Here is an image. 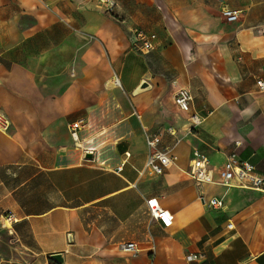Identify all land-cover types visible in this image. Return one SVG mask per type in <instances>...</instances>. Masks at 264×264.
<instances>
[{
  "label": "crops",
  "instance_id": "obj_1",
  "mask_svg": "<svg viewBox=\"0 0 264 264\" xmlns=\"http://www.w3.org/2000/svg\"><path fill=\"white\" fill-rule=\"evenodd\" d=\"M135 27L156 35L148 53L130 45ZM257 81L264 0H0V264H264V192L216 183L233 152L264 175ZM178 87L205 116L194 129ZM144 129L177 157L161 175L140 174ZM194 149L213 183L189 177Z\"/></svg>",
  "mask_w": 264,
  "mask_h": 264
},
{
  "label": "built area",
  "instance_id": "obj_2",
  "mask_svg": "<svg viewBox=\"0 0 264 264\" xmlns=\"http://www.w3.org/2000/svg\"><path fill=\"white\" fill-rule=\"evenodd\" d=\"M108 2V1H107ZM113 5L109 3L111 8ZM221 15L226 22H234L239 18V11L231 10L229 8H223ZM129 43L133 48L138 49L142 53H148L154 48L156 35L151 32H147L141 28H133L129 31L128 35ZM116 85L119 84V80L116 77L114 80ZM260 89L264 88V84L261 81H257ZM193 96L190 90L186 87L176 88L173 94V103L175 107L182 112L189 113V130L194 129L201 125L205 116L197 114L191 111V103ZM138 116V115H137ZM139 117V116H138ZM85 120L79 119L68 123L67 127L72 138L77 141V131L85 126ZM10 121L0 111V130H7L9 128ZM168 132L173 134V129L168 128ZM143 137L147 147V156L143 169L140 174L147 173L148 175H161L166 169L176 163L177 157L174 154L169 153L167 148L159 146L158 135L149 133L145 129L143 130ZM86 152V151H84ZM121 165L117 168L120 170ZM189 177L197 184L213 183L211 170L209 168V159L207 156L199 152L197 149L192 151V157L190 159L188 167ZM218 185L229 187L232 183H236L241 187H250L258 191L264 192V175L257 173L255 168L245 161H239L236 159V154L231 153L222 168L219 171V179L216 182ZM208 205L214 208H221L223 206V200L221 198H210ZM147 208L150 217L156 221L163 220L166 217V211L155 200H147ZM9 218V217H8ZM232 224H228V228H231ZM122 248L137 252L138 246L135 242H127L120 245ZM205 257L202 252L189 253L185 256V259L189 262L200 261Z\"/></svg>",
  "mask_w": 264,
  "mask_h": 264
},
{
  "label": "water",
  "instance_id": "obj_3",
  "mask_svg": "<svg viewBox=\"0 0 264 264\" xmlns=\"http://www.w3.org/2000/svg\"><path fill=\"white\" fill-rule=\"evenodd\" d=\"M148 87V84L146 82H141L139 88L143 89ZM50 258L53 259L55 262H57L58 264H62L63 263V255L61 253H56V254H52L50 255Z\"/></svg>",
  "mask_w": 264,
  "mask_h": 264
},
{
  "label": "rangeland",
  "instance_id": "obj_4",
  "mask_svg": "<svg viewBox=\"0 0 264 264\" xmlns=\"http://www.w3.org/2000/svg\"><path fill=\"white\" fill-rule=\"evenodd\" d=\"M107 12H109V11H107ZM110 13V12H109ZM111 14V13H110ZM116 77H114V79H115ZM114 79H113V81H114ZM52 263V262H51Z\"/></svg>",
  "mask_w": 264,
  "mask_h": 264
}]
</instances>
